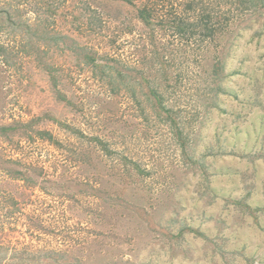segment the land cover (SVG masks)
<instances>
[{
	"label": "rangeland",
	"instance_id": "obj_1",
	"mask_svg": "<svg viewBox=\"0 0 264 264\" xmlns=\"http://www.w3.org/2000/svg\"><path fill=\"white\" fill-rule=\"evenodd\" d=\"M204 1L0 0V264H264V0Z\"/></svg>",
	"mask_w": 264,
	"mask_h": 264
},
{
	"label": "trees",
	"instance_id": "obj_2",
	"mask_svg": "<svg viewBox=\"0 0 264 264\" xmlns=\"http://www.w3.org/2000/svg\"><path fill=\"white\" fill-rule=\"evenodd\" d=\"M241 3H244L248 0H239ZM206 1L199 0V15L197 14L196 18L192 21L193 28L197 27L199 28L197 31L199 33V36L202 37V39L206 36H210L213 34V32H217V29H220L218 27L221 26L222 21L221 17H219V13L215 12V9L209 10L208 7L205 6ZM212 7V6H211ZM140 16L143 19H147L148 16H146V11H148L147 8H144L140 10ZM184 24H186L184 22ZM185 26V25H183ZM195 30V29H194Z\"/></svg>",
	"mask_w": 264,
	"mask_h": 264
}]
</instances>
